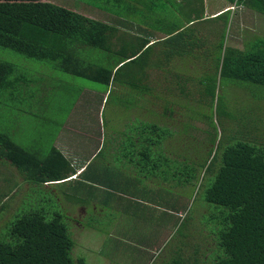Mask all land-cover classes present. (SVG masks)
I'll list each match as a JSON object with an SVG mask.
<instances>
[{
    "label": "trees",
    "instance_id": "obj_1",
    "mask_svg": "<svg viewBox=\"0 0 264 264\" xmlns=\"http://www.w3.org/2000/svg\"><path fill=\"white\" fill-rule=\"evenodd\" d=\"M82 1L97 9H107L112 16L109 20H102L48 1L0 0V48L18 54L22 61H45L58 72L108 85L115 79L121 67L131 65L141 54L147 52L150 46L159 42L149 43L148 36L152 26L146 23L149 10L147 4L142 3V8L133 9L134 6L130 2L132 0ZM125 1L127 5L123 7ZM225 1L264 15V0ZM122 8L127 9L125 14L130 12L129 18L121 14L124 10ZM228 11L229 9L224 10L208 18L211 21L216 20ZM173 12L179 14L178 10ZM202 17L198 15L188 19L189 25L177 33V39L169 40L172 49L178 48V54L185 57L195 51L194 57L200 58L202 62L212 59L214 69L220 64L221 75L264 86V38L249 39L242 48L233 47L227 45L224 32L220 33L217 23L216 26L209 23L211 33L201 41L197 37L204 32L196 28V23L197 20H202ZM225 23L224 17L222 27ZM113 43L120 51L108 60V65L85 61L88 57L90 60L96 59L100 51L115 52L112 49ZM212 46L214 49L210 50ZM149 55L148 51L140 69L128 67L125 74L119 76L120 84L131 86L133 89L143 87L151 94L153 89L149 87L151 85L148 81H156L157 76L165 72L167 81H160L161 86L166 83L170 87L177 83L180 88L176 91L182 95L186 88L182 84L186 77L182 75L186 72L180 76L171 74L170 70L164 71L158 68L157 64L162 60L156 59L152 64L153 61L148 59ZM170 56L172 55L167 53L165 59ZM163 65L171 68L174 66L171 63ZM155 67L159 72L153 70ZM25 68L24 63L17 64L0 59V93L12 96L14 92H18L19 87H25L28 91L34 89L36 83L32 81V77L26 76ZM202 68L208 71L206 65ZM204 74L199 79H204ZM205 85V95L212 96L209 84ZM162 94L169 97V91ZM156 111L165 116L171 113L166 107ZM162 122L168 124L169 120ZM163 125L156 123L155 119L150 122L140 120L136 125L127 127L123 132L124 136L128 137L127 140L118 144L123 143L128 153L125 156L127 164L141 170L140 181L151 180L154 182L153 187H157L148 201L152 199L157 203L164 202L163 196L170 194L168 191L175 188V185L178 189L179 186L190 187L193 200L200 194V209L204 212L199 209L196 219L200 221V228L205 234L198 233L200 241L196 244L191 241L197 238L188 235V241L191 243L185 244L184 249L187 252L185 253L181 246L172 264H264V145L248 141L249 137L239 136L235 141L222 144L215 161L203 165L204 171L195 177L196 169L193 165L181 164L177 160L174 162L163 153V138L169 136L168 128ZM55 144L54 140L50 149L42 153L40 150L22 147L7 133L0 131V161H7L14 166L30 190V201L21 206L20 211V207H15L17 213L7 222L5 232L0 238V264H86L81 257L72 258L74 241L69 230V222L72 219L57 200L58 194L48 188L51 186H45V183L68 178L76 169ZM115 160L118 163L123 161ZM91 166H84L77 180L60 190L61 198L73 202L76 199L75 202L82 205L87 203L85 195H89L92 187L86 185L83 176L85 171H90ZM165 169L168 171H162ZM170 170L176 172L170 173ZM95 180L98 182L99 178ZM109 180L112 181L105 187L113 188L116 182L111 177ZM129 180L126 178L124 184H131L134 191L138 187L137 192L142 196L143 184L146 188L151 184L143 183L142 187H139ZM141 201L144 203V200ZM101 202L104 204L105 201L97 204ZM171 204L172 209L175 207L174 202ZM105 206L113 213L112 217L122 215L128 221L133 218L136 220V210L139 212V218L148 214L143 205L134 209H120L117 204L107 201ZM178 207L184 212L181 220H186L189 206L188 210L181 209L180 205ZM178 211H171L173 220L172 212Z\"/></svg>",
    "mask_w": 264,
    "mask_h": 264
},
{
    "label": "rangeland",
    "instance_id": "obj_2",
    "mask_svg": "<svg viewBox=\"0 0 264 264\" xmlns=\"http://www.w3.org/2000/svg\"><path fill=\"white\" fill-rule=\"evenodd\" d=\"M143 1L149 9L148 22H146L149 26L161 25L159 20H163V14L172 8V11L178 10L180 20L203 16V19L197 20L196 23V28L201 29L205 34L202 35L201 32L197 37L201 41L211 33L209 23L214 26L217 23L220 33L224 32L227 45L233 47L242 48L249 39L264 38V15L251 10L235 6L216 20L211 21L205 17L220 8L230 6L225 0ZM54 2L58 5L66 4V8L94 18L104 20L108 17L101 15L99 10L84 8L81 3L85 4L86 1L54 0ZM126 5L125 1L123 7ZM122 9L125 11L122 10L121 14L129 18L130 12L125 14L127 9ZM169 15H172V12H169ZM176 17L179 19L178 16ZM224 17L226 23L222 27ZM112 49L115 52L100 51L96 59L90 60L88 57L85 61L108 65V60L120 51L115 43L112 44ZM213 49V46L210 47V50ZM148 51L150 52L148 59L153 61L152 64L156 59L162 60L163 64H169L165 55L170 51L165 43L150 46ZM148 51L141 54L131 65L121 67L115 79L107 85L58 72L45 61H22L18 54L0 48V59L17 64L24 63L26 76L32 77V81L36 83V87L29 85L35 87L29 91L25 87H19L18 92H14L12 96L0 93V131L7 133L22 147L40 150L43 153L50 149V144H54V140L59 139L58 135L61 131L68 133L67 128L76 129L82 134L92 135V146L95 143L101 144V151L93 157L94 163L98 160L106 165H112L116 161L108 171L110 176H117L113 188L109 187L107 191L99 189L92 195L95 199L105 201L104 204L102 202L96 204V211L87 209L84 214L76 210L66 211L71 218L78 220L75 226L70 225L69 228L74 241L71 256L76 259L77 255H83L87 264H172L181 246L184 249L187 243L196 244L200 241L198 233L205 234L200 228V221L196 219L202 203L200 194H197L193 200L190 187L179 186L178 189L175 185V188L168 191L170 194L163 196L170 204L165 201L157 203L152 199L148 201L157 188L153 187L154 182L140 181L141 170L134 169L131 164H129L130 169L127 167L125 156L128 153L123 143L117 144L116 153L112 154V147L115 144L113 141L118 140L119 136L120 138L123 136L122 140H127L128 137L124 136L123 132L130 124L132 126L140 120L150 122L154 119L156 123L164 124L163 126L169 130V136L163 138V153L174 162L177 160L181 164L193 165L196 169L195 177L204 171L203 165L215 161L222 144L235 141L239 136L249 137L248 141L264 145V86L221 75L220 64L214 69L212 59L202 62L200 58L194 57L195 51L182 58L186 72L182 76L186 77L185 79L189 78L182 81L186 86L182 95L177 93L173 85L161 86L159 80L148 81L151 85L148 86L153 89L151 94L141 86L140 89L137 86L133 89L131 86L121 85L119 76H123L128 67L134 66L140 69V64L145 62ZM197 59L199 60L195 61ZM193 61L195 62L192 63ZM203 65L207 66L208 71L202 68ZM152 72L155 74L154 71ZM202 74L205 78L199 79ZM205 84H209L212 96L205 95ZM168 91L169 97L162 94ZM30 94L34 96H29ZM159 100H163V104L161 102L157 104L156 101ZM155 103L157 105L153 106ZM163 107L169 109L171 113L165 116L156 111ZM168 120V124L162 122ZM115 159L123 161L118 163ZM11 167L14 168L9 162L0 161V238L5 232L7 222L17 213L15 207H20L18 210L20 211L21 206H25L30 201V190L21 179V174ZM120 167L124 170H120ZM130 170L135 171L133 173L135 176L132 175L133 179L130 177ZM126 178L139 187H142L143 183L150 182L148 187L151 190L143 184L144 196H142L137 192L138 187L134 191L131 184H124ZM49 185L51 184L45 186ZM48 188L58 193L57 186V191L52 186ZM61 197L60 195V204L65 206L66 201ZM141 200L150 203L155 209H150L147 212L149 215L140 218L138 210L135 209L137 218L131 221L122 215L112 217L113 213L105 206L109 201L110 204L113 202L118 206L134 209L142 206ZM171 202H174L175 206L172 209ZM178 205L184 210H188L189 206L186 220H181L184 212ZM176 209L179 211L172 212L173 220L171 211ZM200 211L204 212L203 209ZM114 212L117 211L114 209ZM87 215L91 217L95 215L96 219L88 218ZM188 235L197 239L190 242ZM184 252L187 251L184 249Z\"/></svg>",
    "mask_w": 264,
    "mask_h": 264
},
{
    "label": "crops",
    "instance_id": "obj_3",
    "mask_svg": "<svg viewBox=\"0 0 264 264\" xmlns=\"http://www.w3.org/2000/svg\"><path fill=\"white\" fill-rule=\"evenodd\" d=\"M40 1H48V2H51V3H57V2H54V0H40ZM65 2H66V0H65ZM130 2H132L131 4H133V6H134L133 9H135L137 7H139V8L143 7V5H142L143 0H132ZM228 4L230 6L220 8L219 10L214 12L213 14L207 15V17H214L215 15L219 14L220 12H222L225 9L226 10L227 9L230 10V9L235 8L234 4H230V3H228ZM81 5H83L84 8L88 7V8H91V9L99 10L102 13L101 15H107L108 17L106 19H104V20H109V18L112 16V14L109 13L107 9H105V10L97 9L95 7H92V6L88 5L87 3H85V4L81 3ZM62 6L67 7L66 4L62 5ZM202 10H203V6H202ZM169 12H173L172 8H170L169 10L166 11V13L163 14V16H164L163 20H159L161 25L160 24H155L156 26L154 24L150 25L152 27H151V33L149 34L148 39H150L149 43L150 42L151 43L152 42H156V41H159L158 43L156 42L157 44L165 43L166 47H169L168 48L169 51H170L169 54L172 55V56L167 58L168 63H171V64L174 65L172 68L171 67H166L165 65H163L162 62L161 63L160 62L157 63V64H159L158 68H162L164 71L170 70L171 74H178V75L181 76V73H185V70L183 68L184 67L183 65H184L185 62L182 59V58H185V56L178 54V53H180V50L178 48L172 49V44L169 42V40L170 39H177V36H176L177 33L182 31V29H184V27H187V25H189V20L188 19L180 20V15L179 14H177L176 12H173L172 15H169ZM78 13H80V12H78ZM176 16H178L179 19ZM174 46H176V45H174ZM157 64H156V66H157ZM156 68L157 67H155V69H153V70L154 71L156 70L157 72H159L158 69H156ZM164 73L165 72H163V75L157 76L156 80L167 81L166 80L167 79V75L164 74ZM179 84H181V82H179ZM165 85H166V83H165ZM173 86H175L176 89L178 87L180 88V85H177V83H174ZM156 102H157V104L160 103V102L162 103L163 100H161V101L159 100V101H156ZM155 104L153 106H155ZM67 130H69L68 133H64L62 131L59 133V135H58L59 139L56 141L55 146L62 151V153L64 154V156L67 159L70 160V162L72 163V166L76 167L75 172H74L73 175L69 176L68 178H66L64 180H61L59 182L45 183V185L51 184L49 186H52V188L55 191H57V188H58L59 189L58 193L55 192V194H58V196L60 197V195L62 196L60 190L64 189V187H67L70 183H73V181L77 180V178L80 176L79 175L80 172H81L80 170H82V168H84V166H86L88 164L92 165L93 167L99 165L98 167H95V168H93L91 166L90 167V171H85V175L83 176L86 185H91V187H92L90 189L89 195L88 194L85 195V200L87 201V203L82 205V204H79V203L75 202L76 201V199H75L74 202L71 201V200H67L66 203H65V206H64V204H61L62 205L61 207H64L67 212H68V210L69 211L76 210L78 213L81 212L82 214H84V213H86L87 209H90V211H92V212L96 211V204H97V202H100V200L93 198L92 195L97 193L99 189L103 190V191H107V188L105 186L109 185V181H112V180H109L110 177L113 179L114 182H116L117 176L116 175L115 176L114 175L110 176L108 174V171H110V168L114 164L106 165L103 162L99 163L98 160H97L98 163H97V161L94 163L93 162V157L99 151H101V149H102L101 144L99 143L98 145H96V143H95L92 146V141H93L92 135L82 134L81 132H79L76 129L71 130V129L67 128ZM122 138H123V136L121 138L119 136L118 140L113 141V143H115V144L112 147V154L116 153L115 151L117 150V146H118L117 144L122 141ZM88 142H91V143L86 145ZM80 159H82L81 162H79ZM127 167L130 169V166L128 164H127ZM11 168H13V167H11ZM120 168H121L120 170H124L122 167H120ZM13 170L15 171L14 168H13ZM112 170H116V169H112ZM126 170H128V169H126ZM124 172H128V171H124ZM134 172L135 171H133V170L129 171L130 177L132 179L135 176V175H133ZM132 175H133V177H132ZM97 178H99L98 182L95 180ZM56 186H57V188H56ZM147 189L150 190L149 187H147ZM57 200H59V198ZM94 202H96V204H94ZM140 204L143 205V207L147 209L146 213L149 212L150 209H155L154 207H152V205L150 203H145V202L143 203L142 202ZM118 207L119 206H117V208ZM119 208L122 209L123 207L120 206ZM147 215H149V214H147ZM87 217L91 218V215H87ZM69 218H71V217L69 216ZM92 218H96V216L94 215ZM71 219H72V221H70L69 223L71 225L75 226V224L78 222V220L75 219V218H71ZM79 224H80V222H79ZM77 257L83 258L84 262L87 264V262H86L87 260H85L86 259L85 256L77 255Z\"/></svg>",
    "mask_w": 264,
    "mask_h": 264
}]
</instances>
